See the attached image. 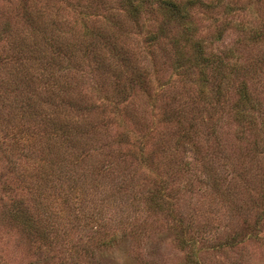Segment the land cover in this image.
Returning a JSON list of instances; mask_svg holds the SVG:
<instances>
[{"label": "trees", "instance_id": "16d2710c", "mask_svg": "<svg viewBox=\"0 0 264 264\" xmlns=\"http://www.w3.org/2000/svg\"><path fill=\"white\" fill-rule=\"evenodd\" d=\"M0 19V223L32 264L150 223L184 246L196 172L256 212L246 228L264 216V0H16ZM188 240L180 264H200Z\"/></svg>", "mask_w": 264, "mask_h": 264}, {"label": "rangeland", "instance_id": "374dc122", "mask_svg": "<svg viewBox=\"0 0 264 264\" xmlns=\"http://www.w3.org/2000/svg\"><path fill=\"white\" fill-rule=\"evenodd\" d=\"M8 1L13 4L16 0H0V10ZM234 37L235 34L227 31L222 38V44H230ZM200 175L198 172L193 175L192 186L188 188L190 191L184 198L188 203L186 208L191 206L194 210L187 209L190 212L187 219L191 222L186 228L184 226L182 236L187 241L184 246L176 239L177 228H168L170 223L168 226L164 222L160 226L150 223L149 237L140 235L138 239L132 240L126 236L127 243H120L109 250L96 253L93 258L86 259L84 264H142L144 261L154 264H180L189 248V236L193 241L190 247L194 259L200 264H264V216L254 227L246 228L249 224L254 225L256 212L250 210L244 213L250 222H241L233 208L221 203L218 194L201 187L199 180L194 181ZM184 182L185 179L182 184ZM0 197L1 207L6 195L0 193ZM194 228L195 231L192 230ZM86 232L88 231L85 230L84 233ZM232 237L233 243L230 242ZM17 239L15 231L7 234L4 232L1 222L0 252L6 256L0 255L1 264H32L35 260L34 251L25 242L17 245ZM129 248L134 250L133 254L127 253Z\"/></svg>", "mask_w": 264, "mask_h": 264}]
</instances>
